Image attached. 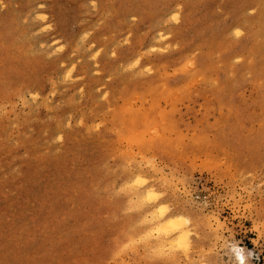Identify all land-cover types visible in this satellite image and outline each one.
Returning <instances> with one entry per match:
<instances>
[{
	"label": "rangeland",
	"instance_id": "1",
	"mask_svg": "<svg viewBox=\"0 0 264 264\" xmlns=\"http://www.w3.org/2000/svg\"><path fill=\"white\" fill-rule=\"evenodd\" d=\"M0 264H264V0H0Z\"/></svg>",
	"mask_w": 264,
	"mask_h": 264
},
{
	"label": "bare ground",
	"instance_id": "2",
	"mask_svg": "<svg viewBox=\"0 0 264 264\" xmlns=\"http://www.w3.org/2000/svg\"><path fill=\"white\" fill-rule=\"evenodd\" d=\"M152 192H153V191H152ZM152 192H151V193H152ZM154 193H155V192H154ZM152 194H153V193H152ZM155 194H156V193H155ZM153 195H154V194H153ZM150 196H151V195H150ZM150 196H149V197H150ZM153 197L156 198L155 195H154V196L151 197V199H152ZM149 199H150V198H149ZM156 200H157V199H156ZM162 213H163V212H162ZM170 220H172V219H170ZM166 221H167V220H166ZM172 221H173V220H172ZM167 224H169V223H167ZM167 224H166V225H167ZM180 224H181V223H180ZM170 225H171V223H170ZM158 226H159V225H158ZM175 226H177V227L179 228L178 225H175ZM160 227H162V226H160ZM164 227H165V226H164ZM164 227H163V228H164ZM170 227H171V226H170ZM180 227H181V226H180ZM155 228H156V227H155ZM170 229H171V228H170ZM157 230H158V229H157ZM160 230H161V229H160ZM164 230H166V229H164ZM168 230H169V227H168ZM178 230H179V229H178ZM162 231H163V230H161V232H162ZM169 231H170V230H169ZM184 231H185V230H184ZM165 232H166V231H165ZM165 232H164V233H165ZM158 233H160L159 230H158ZM156 234H157V233H156ZM166 236H167V235H166ZM150 237H151V236H150ZM166 242H167V241H166ZM170 242H171V241H170ZM173 244H174V243H173ZM238 249H239V248H237L236 250L238 251ZM238 257L241 259V261H242L243 263H245V257H244V255L242 254L241 251L238 252Z\"/></svg>",
	"mask_w": 264,
	"mask_h": 264
}]
</instances>
